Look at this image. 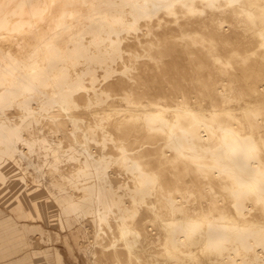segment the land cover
<instances>
[{
  "label": "bare ground",
  "instance_id": "6f19581e",
  "mask_svg": "<svg viewBox=\"0 0 264 264\" xmlns=\"http://www.w3.org/2000/svg\"><path fill=\"white\" fill-rule=\"evenodd\" d=\"M11 164L8 264H264V0H0Z\"/></svg>",
  "mask_w": 264,
  "mask_h": 264
},
{
  "label": "rangeland",
  "instance_id": "374dc122",
  "mask_svg": "<svg viewBox=\"0 0 264 264\" xmlns=\"http://www.w3.org/2000/svg\"><path fill=\"white\" fill-rule=\"evenodd\" d=\"M19 166V165H18ZM17 165L13 166L11 164L9 167L7 166L8 173L12 172L14 169H20L21 167H18ZM17 171H14L11 173V175H14V179L16 180L14 182H9L8 184H4L0 180V203L3 205L8 204L10 201L17 197H26L28 194H32L35 192L37 188L40 190L38 191V194L40 195V201L42 202L41 211L44 213V219L39 221L40 225H42L44 228L51 231L54 238L56 237V233L59 232L58 228L56 226H50L51 220L54 219L52 217L53 214L57 213V206L53 202L52 197L50 196V187L48 184L43 183L41 186H38V183L35 182H29V183H22L17 181L18 177L16 176ZM62 238H60L59 241H54L55 245L59 248L60 252L63 254L65 258V264H95L94 262H90L89 259L85 256L84 250L79 242H86V239L81 238L79 241V238L76 240L73 238L72 233L67 232H61ZM67 235V236H65ZM32 239L30 238V241H32L31 248H43L47 244H41L38 241L37 236L32 235ZM69 240L70 247H68L65 243V240ZM83 240V241H82ZM60 243V244H59ZM42 262L36 261V264H41Z\"/></svg>",
  "mask_w": 264,
  "mask_h": 264
},
{
  "label": "crops",
  "instance_id": "0c3cea01",
  "mask_svg": "<svg viewBox=\"0 0 264 264\" xmlns=\"http://www.w3.org/2000/svg\"><path fill=\"white\" fill-rule=\"evenodd\" d=\"M19 258H23V253H21L20 255H16V256H0V264H8L11 263L12 261H16Z\"/></svg>",
  "mask_w": 264,
  "mask_h": 264
}]
</instances>
